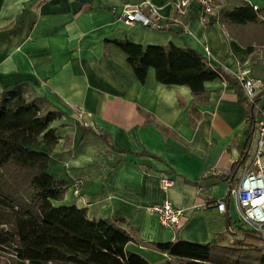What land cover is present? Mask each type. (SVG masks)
Masks as SVG:
<instances>
[{
	"label": "crops",
	"instance_id": "obj_1",
	"mask_svg": "<svg viewBox=\"0 0 264 264\" xmlns=\"http://www.w3.org/2000/svg\"><path fill=\"white\" fill-rule=\"evenodd\" d=\"M145 2L162 22L176 17L173 0H2L0 93L22 85L26 96L61 112L50 126L58 142L39 148L49 155L47 173L67 186L53 204L74 205L90 220H124L131 230L126 248L160 264L167 254L155 243L229 245L244 230L229 189L246 168V151L231 187L223 174L244 150L252 159L264 90L252 120L240 85L216 78L194 94L183 84L159 83L152 67L141 83L114 41L189 47L236 79L264 86V0H215L205 22L193 4L186 31L122 20V8ZM244 3L259 11L258 20L229 22L225 13ZM163 175L173 180L166 190ZM165 201L182 209L178 226L163 227L151 210Z\"/></svg>",
	"mask_w": 264,
	"mask_h": 264
},
{
	"label": "trees",
	"instance_id": "obj_2",
	"mask_svg": "<svg viewBox=\"0 0 264 264\" xmlns=\"http://www.w3.org/2000/svg\"><path fill=\"white\" fill-rule=\"evenodd\" d=\"M258 12L244 3L225 13V18L245 24L257 21ZM114 44L126 53L141 83L152 67L159 83L183 84L194 94L203 90L205 81L216 78L239 85L222 67L214 66L189 47H142L122 40ZM25 88L17 85L0 93V245L14 251L17 256L12 261L20 264H152L126 248L131 230L124 220H90L74 205L53 204L63 198L67 186L47 173L49 155L39 148H52L58 142L50 126L61 112L44 99L26 96ZM249 106L253 120L257 111L254 105ZM245 151L223 175L229 187L234 184L233 176ZM242 232L253 236L249 231ZM153 247L181 264H264V253L251 245L177 241L155 243Z\"/></svg>",
	"mask_w": 264,
	"mask_h": 264
},
{
	"label": "built area",
	"instance_id": "obj_3",
	"mask_svg": "<svg viewBox=\"0 0 264 264\" xmlns=\"http://www.w3.org/2000/svg\"><path fill=\"white\" fill-rule=\"evenodd\" d=\"M197 4L202 12L201 20H208L215 10V0H173L172 5L176 11V17L161 21L162 16L158 9L145 2L133 7H124L121 10V18L127 23H140L145 27L156 30L168 28L172 23L178 25L181 30L186 31L187 23L185 18L188 15L190 7ZM244 100L248 105H254L256 98L263 92L264 86L261 82L252 78L239 77ZM258 140L257 147L250 158L249 150H246V157L249 155V161L246 168L243 169L236 186L229 189V194L234 197L235 205L239 213L240 226L253 234L259 241V248L264 253V163L262 156L264 154V117L257 124ZM240 160L238 158L236 161ZM223 175H227L226 173ZM173 184V180L167 176L160 177V185L166 190ZM79 186L74 185V193H78ZM216 208L219 212H225V202L216 201ZM157 214L159 223L165 228L178 226L183 218V211L173 206L170 202H163L151 208ZM16 253L0 245V264H11L16 259Z\"/></svg>",
	"mask_w": 264,
	"mask_h": 264
},
{
	"label": "rangeland",
	"instance_id": "obj_4",
	"mask_svg": "<svg viewBox=\"0 0 264 264\" xmlns=\"http://www.w3.org/2000/svg\"><path fill=\"white\" fill-rule=\"evenodd\" d=\"M264 19V18H263ZM245 230V229H244ZM246 231V230H245ZM247 232V231H246ZM238 236V238H236ZM229 245H243V246H253L259 248V241L255 239L253 236L246 235L244 232H237L233 237L228 238ZM260 249V248H259ZM47 264H73L70 262H49ZM161 264H181V262L178 259L171 258L169 256L163 257V261Z\"/></svg>",
	"mask_w": 264,
	"mask_h": 264
}]
</instances>
